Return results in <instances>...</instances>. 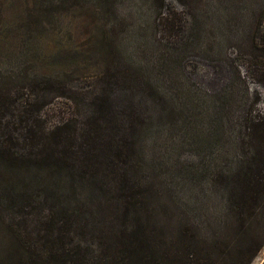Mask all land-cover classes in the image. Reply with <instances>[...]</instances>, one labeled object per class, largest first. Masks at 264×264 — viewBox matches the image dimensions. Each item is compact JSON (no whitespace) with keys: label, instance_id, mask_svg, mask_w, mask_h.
I'll return each mask as SVG.
<instances>
[{"label":"trees","instance_id":"1","mask_svg":"<svg viewBox=\"0 0 264 264\" xmlns=\"http://www.w3.org/2000/svg\"><path fill=\"white\" fill-rule=\"evenodd\" d=\"M261 13L249 54L259 65ZM195 29L166 17L137 36L136 48L116 45L93 93H55L72 109L52 127L39 115L46 91L35 93L38 110L20 129L4 121L0 91V223L14 239L5 264H252L259 256L264 112L247 91L228 90L210 104L176 80L180 63L170 50ZM206 119L208 151L184 161L182 175L162 176L149 139L164 127L203 132ZM190 175L200 190L177 189Z\"/></svg>","mask_w":264,"mask_h":264},{"label":"rangeland","instance_id":"2","mask_svg":"<svg viewBox=\"0 0 264 264\" xmlns=\"http://www.w3.org/2000/svg\"><path fill=\"white\" fill-rule=\"evenodd\" d=\"M263 10L264 0H164L162 7L157 0H0L4 121L11 120L13 129L26 127L24 121H31L38 110L32 104L35 93L46 91L39 115L47 127L60 122L72 108L67 97L55 93L63 91L75 98L93 93L106 68V54L118 44L136 48L137 36L143 38L153 21L166 17L199 27L181 32L170 50L180 63L176 80L205 103L214 96L222 98L228 90L236 97L247 91L257 101L256 108L264 112V63L259 65L249 56ZM164 45L160 48L165 52ZM250 60L254 65L249 62L246 67ZM180 95L186 97L185 92ZM202 125L203 132H199L201 126L185 132L164 127L160 138L149 139L147 152L162 176L182 175L178 170L184 161L196 159L198 149L208 151V119ZM200 183L190 175L175 186L194 193ZM13 247L9 227L0 223L2 264ZM263 263L264 249L252 264Z\"/></svg>","mask_w":264,"mask_h":264},{"label":"water","instance_id":"3","mask_svg":"<svg viewBox=\"0 0 264 264\" xmlns=\"http://www.w3.org/2000/svg\"><path fill=\"white\" fill-rule=\"evenodd\" d=\"M264 264V263H263Z\"/></svg>","mask_w":264,"mask_h":264}]
</instances>
